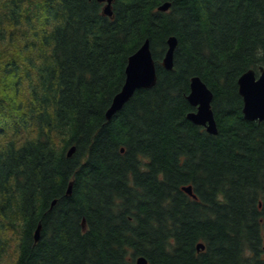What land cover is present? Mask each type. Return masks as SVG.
Masks as SVG:
<instances>
[{
	"label": "trees",
	"instance_id": "trees-1",
	"mask_svg": "<svg viewBox=\"0 0 264 264\" xmlns=\"http://www.w3.org/2000/svg\"><path fill=\"white\" fill-rule=\"evenodd\" d=\"M25 1L0 0V38L29 34L27 70L7 68L27 98L8 116L0 82V261L11 233L15 264H264V121L244 117L238 87L264 66V0H114L112 16L96 0ZM145 40L156 84L107 120ZM194 76L217 134L187 117Z\"/></svg>",
	"mask_w": 264,
	"mask_h": 264
},
{
	"label": "water",
	"instance_id": "water-1",
	"mask_svg": "<svg viewBox=\"0 0 264 264\" xmlns=\"http://www.w3.org/2000/svg\"><path fill=\"white\" fill-rule=\"evenodd\" d=\"M104 2L103 13L112 16V3L114 0H96ZM171 6L170 2H165L159 6V10L167 11ZM178 41L175 36H170L167 40V51L162 61L166 69L173 68V57ZM157 81V68L153 58L149 40L140 46L128 58L125 68V81L120 91L114 96L110 107L106 111V118L110 120L112 116L119 111L141 88H151ZM239 93L243 98V114L247 120L264 121V66L260 68L257 75L254 69L245 71L238 79ZM213 93L206 83L198 76H194L190 83V93L187 96L188 101L196 108L190 112L187 117L197 125L204 126L209 133L217 134L218 128L211 108ZM75 151L72 146L68 155L71 156ZM184 190L190 195L195 196L191 186H185ZM72 191V182L69 183L68 193ZM42 225L39 224L35 231V240L40 238ZM205 248V244L200 242L197 249ZM144 256L138 257L136 264H147Z\"/></svg>",
	"mask_w": 264,
	"mask_h": 264
},
{
	"label": "rangeland",
	"instance_id": "rangeland-1",
	"mask_svg": "<svg viewBox=\"0 0 264 264\" xmlns=\"http://www.w3.org/2000/svg\"><path fill=\"white\" fill-rule=\"evenodd\" d=\"M24 3L30 13H37L42 0H26ZM6 31L4 38H0V82L2 84L1 98L4 102L3 115L8 116L14 111L12 109V101L16 100L18 103H24L27 98V83L22 81L21 85L18 86L14 82L13 77L10 76L7 68L11 66L8 64L9 62H16L22 68L21 74L27 70L28 53L24 47L25 39L23 37L25 35L29 36V34L25 29H16L15 25H9ZM8 135L5 138L3 137L5 142L9 139ZM30 137L27 132L22 134L21 138L24 140ZM7 238H9L10 244L5 245L0 264H15L18 256V239L12 236L11 233H8Z\"/></svg>",
	"mask_w": 264,
	"mask_h": 264
}]
</instances>
